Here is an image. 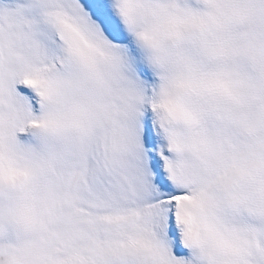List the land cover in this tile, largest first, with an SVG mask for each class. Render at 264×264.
<instances>
[{"label":"snow or ice","instance_id":"1","mask_svg":"<svg viewBox=\"0 0 264 264\" xmlns=\"http://www.w3.org/2000/svg\"><path fill=\"white\" fill-rule=\"evenodd\" d=\"M0 264H264V0H0Z\"/></svg>","mask_w":264,"mask_h":264}]
</instances>
